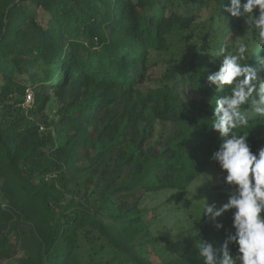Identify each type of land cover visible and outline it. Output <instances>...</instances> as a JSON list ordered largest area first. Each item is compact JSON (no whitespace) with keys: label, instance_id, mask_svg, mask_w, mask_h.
Wrapping results in <instances>:
<instances>
[{"label":"trees","instance_id":"16d2710c","mask_svg":"<svg viewBox=\"0 0 264 264\" xmlns=\"http://www.w3.org/2000/svg\"><path fill=\"white\" fill-rule=\"evenodd\" d=\"M213 1L206 26L190 13L204 0H0V259L20 246L21 264H153L131 243L143 229L142 202L165 188L177 189L169 200L185 197L213 162L219 139L209 127L223 93L207 83L219 66L212 56L255 39L224 11L228 0ZM187 32L198 36L189 57H168L156 73L152 51L172 50L170 38ZM258 54L248 55L253 67ZM28 90L34 102L24 107ZM50 94L57 138L30 118ZM158 121L164 131L154 139ZM236 131L249 133L253 152L264 147V117ZM79 192L86 199L67 200ZM231 215L217 218L220 229L204 216L198 231L170 243L177 256L158 264H203L195 246L219 248Z\"/></svg>","mask_w":264,"mask_h":264},{"label":"clouds","instance_id":"9594fccd","mask_svg":"<svg viewBox=\"0 0 264 264\" xmlns=\"http://www.w3.org/2000/svg\"><path fill=\"white\" fill-rule=\"evenodd\" d=\"M224 11L243 18L246 31L255 36L232 49L221 44L212 56L220 58L218 70L207 76L208 85L223 93L215 100L209 128L218 134L211 160L223 175L228 199L219 207L206 201L203 216L220 229L223 224L217 218L231 210L233 231L219 248L203 239L195 248L203 264H264V147L253 152L249 133L236 131L249 125L250 116L264 117V55H255L256 67L248 63L249 54L264 50V0H228Z\"/></svg>","mask_w":264,"mask_h":264},{"label":"rangeland","instance_id":"374dc122","mask_svg":"<svg viewBox=\"0 0 264 264\" xmlns=\"http://www.w3.org/2000/svg\"><path fill=\"white\" fill-rule=\"evenodd\" d=\"M204 3V5L198 7L195 6L190 13H199L200 19L204 25L207 26V24L211 23L213 26L214 19L211 20V16L214 15L216 10V2L213 0H204ZM200 4L203 3L200 2ZM183 8V6L180 7L182 12L184 11ZM38 14L39 20L44 23L46 20V13L38 9ZM205 34L204 32L202 36H205ZM200 38L201 36L199 35V40ZM195 39H198V36L196 37L195 34L192 36L191 32H187L183 36L174 35L170 38L173 45L172 50L152 51L150 62L155 63L154 69L156 73H163L165 71L168 65L166 60L168 57H173L175 55L189 57L190 47L196 43ZM213 41L212 38H208L206 43H211ZM46 92L51 93L50 90H46ZM50 95L51 98L46 104L43 113L37 118L36 116H30V118L33 117L32 119L41 125L40 129L46 131L51 130L54 137L57 138V135L60 133L58 130L56 132L53 123L58 120L57 110L59 101L54 94ZM163 131L164 125L162 122L158 121L154 139L160 138ZM207 184H211L213 187L214 185L224 184L223 175L220 172L219 166L214 161L188 185V193L185 197H174L169 200L168 198L177 192L176 188H165L148 194L142 202V207L146 212L145 219L142 223L143 229L131 240V243L135 245L137 253H141L143 256L147 257L153 264L164 263L175 258L177 254L172 250L170 243L198 231L201 227L199 221H202V224L205 221L203 220V206L206 201L208 203L216 202L218 207L222 203L227 202V187L206 189L205 186ZM82 193L83 192L77 194L70 193L68 194L67 200L73 197L82 199L80 197ZM82 197L85 198L84 196ZM0 202H5L1 190ZM116 224L118 225V234L124 233L122 229L123 225ZM153 238H157V240L151 241ZM11 255L12 256L8 259H0V264H21L22 259L26 257V251L19 246L13 249Z\"/></svg>","mask_w":264,"mask_h":264},{"label":"built area","instance_id":"2783aa9c","mask_svg":"<svg viewBox=\"0 0 264 264\" xmlns=\"http://www.w3.org/2000/svg\"><path fill=\"white\" fill-rule=\"evenodd\" d=\"M34 102V93L31 90H28L26 95H25V100L23 103L24 107H29L33 104Z\"/></svg>","mask_w":264,"mask_h":264}]
</instances>
